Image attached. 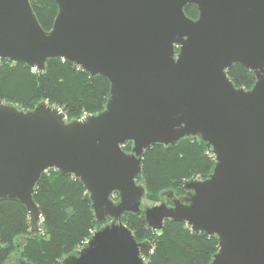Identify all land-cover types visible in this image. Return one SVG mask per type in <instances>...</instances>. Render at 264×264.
<instances>
[{
    "label": "water",
    "instance_id": "obj_1",
    "mask_svg": "<svg viewBox=\"0 0 264 264\" xmlns=\"http://www.w3.org/2000/svg\"><path fill=\"white\" fill-rule=\"evenodd\" d=\"M54 2L45 31L29 0H0V60L38 72L68 61L103 76L109 97L101 112L71 121L46 102L24 111L0 101V200L22 205L40 235V177L56 170L80 181L102 226L61 264H146L152 246L136 241L124 214L143 215L154 232L171 220L216 237L210 264H264V0ZM233 64L253 73L250 89L228 79ZM187 137L211 151V173L185 181L181 198L164 192L170 206L142 208L144 151Z\"/></svg>",
    "mask_w": 264,
    "mask_h": 264
},
{
    "label": "trees",
    "instance_id": "obj_2",
    "mask_svg": "<svg viewBox=\"0 0 264 264\" xmlns=\"http://www.w3.org/2000/svg\"><path fill=\"white\" fill-rule=\"evenodd\" d=\"M40 27L49 31L57 15L54 0H29ZM190 19L197 7L184 8ZM177 53V50H176ZM236 88L250 89L255 78L240 64L226 71ZM109 83L103 76L90 77L79 67L61 59H50L43 72L22 63L0 60V101L24 111L41 102L59 107L67 121L101 112L109 97ZM130 152L131 143L122 147ZM215 164L214 157L200 137H187L172 146L152 145L144 151L141 175L145 200L158 202L171 191L184 194L183 183L204 180ZM174 195V194H173ZM33 200L41 212L42 234L31 235L25 208L16 201L0 200V264L16 251L17 238L24 239L19 257L29 264H61L79 249L102 224L95 221L89 196L78 179L48 170L39 179ZM113 200H118L115 195ZM123 224L136 241H148L152 253L146 264H210L218 251L217 238L191 231L184 223L165 220L160 232L152 231L143 215L124 214Z\"/></svg>",
    "mask_w": 264,
    "mask_h": 264
},
{
    "label": "rangeland",
    "instance_id": "obj_3",
    "mask_svg": "<svg viewBox=\"0 0 264 264\" xmlns=\"http://www.w3.org/2000/svg\"><path fill=\"white\" fill-rule=\"evenodd\" d=\"M82 117H84V115ZM138 183L142 184L140 181ZM173 194L176 198H181L184 196L185 193L181 194V195H176L175 193H173ZM161 200H162V202H165L168 204V201L166 200V197H164V196H162L160 198V200L158 202H155V203L147 201L144 198V200L142 201V208H144V206L148 207V206H153V205L159 204ZM114 201H116V200H114ZM106 223H109V221H107ZM21 239L22 238H20V237L16 239V241H15V245L17 247L16 251L10 256V258L8 259V261L5 264H16V259L19 258V253H20L19 250L22 247Z\"/></svg>",
    "mask_w": 264,
    "mask_h": 264
},
{
    "label": "flooded vegetation",
    "instance_id": "obj_4",
    "mask_svg": "<svg viewBox=\"0 0 264 264\" xmlns=\"http://www.w3.org/2000/svg\"><path fill=\"white\" fill-rule=\"evenodd\" d=\"M173 197L176 198L174 195H173ZM166 200L168 201V204H167V203H166V204H167L168 206H170V205H171V201H170V199H167V198H166ZM24 239H25V238H24ZM24 239H21V243L24 242ZM20 259H21L20 257L16 259V264H19V260H20Z\"/></svg>",
    "mask_w": 264,
    "mask_h": 264
}]
</instances>
